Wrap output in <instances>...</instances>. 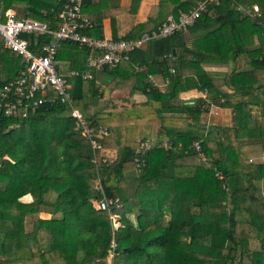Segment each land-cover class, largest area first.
<instances>
[{
  "label": "trees",
  "instance_id": "1",
  "mask_svg": "<svg viewBox=\"0 0 264 264\" xmlns=\"http://www.w3.org/2000/svg\"><path fill=\"white\" fill-rule=\"evenodd\" d=\"M65 1L0 0V19L12 11L54 21ZM141 1L130 0L128 12L136 14ZM157 1L146 22L119 37L116 20L126 9L118 0H83L93 23L85 33L104 38L109 19L113 40L135 39L199 0ZM238 5L258 12L250 17ZM25 37L32 45L35 38ZM90 53L65 41L57 61L78 72L67 78L74 106L94 130H107L97 141L116 157L103 162L100 150L94 154L59 102L26 118L1 116L0 264H264V163L241 153L248 142L264 155V0H220L186 30L131 51L115 68L97 71ZM240 57L247 63L237 68ZM24 67L0 42V91ZM153 76L166 81L164 90ZM124 86L127 96H112ZM191 90L206 96L185 103L180 95ZM135 93L145 100L136 102ZM210 106L229 110L231 124L202 123ZM164 139L167 147L158 146ZM145 141L152 146L139 151ZM97 180L105 197L122 203L115 231L93 207ZM26 195L32 200L21 201Z\"/></svg>",
  "mask_w": 264,
  "mask_h": 264
},
{
  "label": "built area",
  "instance_id": "2",
  "mask_svg": "<svg viewBox=\"0 0 264 264\" xmlns=\"http://www.w3.org/2000/svg\"><path fill=\"white\" fill-rule=\"evenodd\" d=\"M219 1L199 0L188 12L180 13L178 16L169 14L160 27L146 31L131 40L86 35L85 31L91 29L93 23L82 14L83 0H66L54 21L18 18L14 12H6L5 17L0 19V42L5 49L19 55L25 67L16 78L5 83L0 91V117L26 118L41 105L59 102L69 108V115L77 122V132L90 141L94 154L96 150H100L103 162L111 161L107 159L108 150L102 149L97 141L107 135V130L105 128L94 130L90 121L74 106L67 78L78 76V72L60 71L57 61L60 44L70 41L89 49L91 51L89 65L97 71L105 67L115 68L120 62L129 60L131 51L143 49L153 40L164 39L186 30L208 11L210 5L218 6ZM236 9L250 17H254L258 12L257 5L250 8L238 5ZM29 35L35 38L32 45L25 37ZM135 69L139 70L138 67ZM171 73H174V70H171ZM90 78V75L82 74L84 81ZM152 144L151 141L143 142L139 151L149 149ZM158 146L167 147V143L162 142ZM191 148L199 151L200 145L193 142ZM93 162H96V156ZM139 166L140 163L136 161V167ZM95 189L101 193V197L92 200L93 207L106 212L111 221L112 231L117 230L120 227V216L116 210L122 208V203L118 199L105 197L99 180L96 181ZM111 247L110 257L113 256L116 247L114 240L111 241Z\"/></svg>",
  "mask_w": 264,
  "mask_h": 264
},
{
  "label": "crops",
  "instance_id": "3",
  "mask_svg": "<svg viewBox=\"0 0 264 264\" xmlns=\"http://www.w3.org/2000/svg\"><path fill=\"white\" fill-rule=\"evenodd\" d=\"M157 2H158L157 0H142L140 5H139L137 13L136 14H130L128 12L130 0H118V5H120L126 9V12L123 15L117 17V20H116L118 36L119 37L124 36L136 24L146 22L150 7L154 4H157ZM103 32H104V37L112 38L109 19H105L103 21ZM239 59L243 63L242 66H238V60ZM246 63H247L246 60L244 58L240 57L235 61L234 65L237 68H241V67H244L246 65ZM61 68H63L64 73L67 72L69 69L68 66L64 63H63ZM216 68H218V69H216ZM221 68L222 67H208L207 70H209L212 73H216V72L218 73V72L224 71V68L223 69H221ZM59 69H60V65H59ZM150 81L154 85L159 87L161 90L165 89L166 81L163 80L160 76L150 77ZM222 89L224 90L225 87H222ZM128 91H129V86H124L122 88L115 90L112 93V96H127ZM205 96H206V93H204V92H201L198 90H191V91L181 93L180 98L182 101H185V103L193 104V103H198L199 100L200 101L203 100L205 98ZM134 100L136 102L144 101L145 96L142 95L141 93H135L134 94ZM215 113L222 116V120L225 122V123H223V125L221 124L222 126H229L231 124L230 123L231 112L229 110H224V109H220V108L213 107V106H210L208 108V112L204 113L202 115L201 122L205 123L207 125V127L212 126L211 115L215 114ZM227 116H228V118H227ZM108 151L114 152L111 150H108ZM31 200H32V197L30 195H26V196L21 198V201H23V202H29ZM41 216L47 217V215H44V214H41ZM130 218L133 220V217H130Z\"/></svg>",
  "mask_w": 264,
  "mask_h": 264
},
{
  "label": "rangeland",
  "instance_id": "4",
  "mask_svg": "<svg viewBox=\"0 0 264 264\" xmlns=\"http://www.w3.org/2000/svg\"><path fill=\"white\" fill-rule=\"evenodd\" d=\"M59 63H60V71L62 73H64L63 68H61L64 62H59ZM242 65H243V63L239 59L238 60V66H242ZM216 69H218V68H216ZM221 69H223V68H221ZM227 118H228V116H227ZM223 123H225V122L222 120V116L218 115L217 113L211 115L212 126H216V125L222 126ZM230 123H231V120H230ZM161 139L163 140V138H161ZM164 142H166L165 139H164ZM241 147H242V151H241L242 156L245 157L247 161L253 162V163H255V162L264 163V155L261 152L260 147L258 145L250 144L248 142H244V143H242ZM106 154H107V159H109L111 161L114 160V158L116 157L115 151L114 152L108 151V153H106ZM130 217L134 218V214H131Z\"/></svg>",
  "mask_w": 264,
  "mask_h": 264
},
{
  "label": "water",
  "instance_id": "5",
  "mask_svg": "<svg viewBox=\"0 0 264 264\" xmlns=\"http://www.w3.org/2000/svg\"><path fill=\"white\" fill-rule=\"evenodd\" d=\"M173 52H174V50H173Z\"/></svg>",
  "mask_w": 264,
  "mask_h": 264
}]
</instances>
